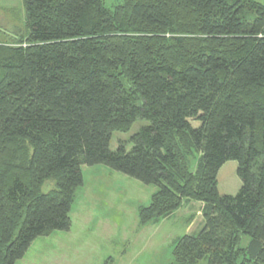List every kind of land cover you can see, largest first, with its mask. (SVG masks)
Returning a JSON list of instances; mask_svg holds the SVG:
<instances>
[{
	"label": "trees",
	"instance_id": "1",
	"mask_svg": "<svg viewBox=\"0 0 264 264\" xmlns=\"http://www.w3.org/2000/svg\"><path fill=\"white\" fill-rule=\"evenodd\" d=\"M105 1L23 0L25 34L0 42V264L70 230L94 165L156 187L141 227L201 203L172 264H264V5ZM137 121L148 125L111 151ZM228 161L234 196L217 188Z\"/></svg>",
	"mask_w": 264,
	"mask_h": 264
},
{
	"label": "rangeland",
	"instance_id": "2",
	"mask_svg": "<svg viewBox=\"0 0 264 264\" xmlns=\"http://www.w3.org/2000/svg\"><path fill=\"white\" fill-rule=\"evenodd\" d=\"M255 1L264 5V0ZM121 3L106 0L105 6L112 9ZM24 21L23 0H0V42L16 41L25 34ZM147 125L137 121L128 132L113 133L110 150L115 151L119 142L129 141ZM198 126L193 123V127ZM191 166L194 169L195 164ZM81 171L83 186L71 207L70 230L35 239L15 264H103L109 257L113 264H172L173 241L202 225L201 203L191 201L183 203L168 219L141 227L137 210L150 203L156 187L105 165L83 166ZM240 187L237 162H226L217 174L219 194L234 196ZM54 188L53 183H46L41 191Z\"/></svg>",
	"mask_w": 264,
	"mask_h": 264
},
{
	"label": "crops",
	"instance_id": "3",
	"mask_svg": "<svg viewBox=\"0 0 264 264\" xmlns=\"http://www.w3.org/2000/svg\"><path fill=\"white\" fill-rule=\"evenodd\" d=\"M202 206V205H201ZM200 209H201V207H200Z\"/></svg>",
	"mask_w": 264,
	"mask_h": 264
}]
</instances>
